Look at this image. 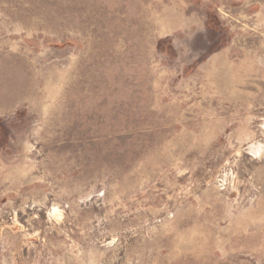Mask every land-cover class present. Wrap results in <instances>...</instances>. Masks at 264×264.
<instances>
[{"label": "rangeland", "instance_id": "374dc122", "mask_svg": "<svg viewBox=\"0 0 264 264\" xmlns=\"http://www.w3.org/2000/svg\"><path fill=\"white\" fill-rule=\"evenodd\" d=\"M0 264H264V0H0Z\"/></svg>", "mask_w": 264, "mask_h": 264}]
</instances>
